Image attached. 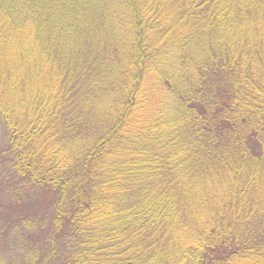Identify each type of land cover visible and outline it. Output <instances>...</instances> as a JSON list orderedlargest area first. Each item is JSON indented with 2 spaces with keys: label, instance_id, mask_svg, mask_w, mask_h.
Here are the masks:
<instances>
[{
  "label": "trees",
  "instance_id": "trees-1",
  "mask_svg": "<svg viewBox=\"0 0 264 264\" xmlns=\"http://www.w3.org/2000/svg\"><path fill=\"white\" fill-rule=\"evenodd\" d=\"M0 259L264 264V0H0Z\"/></svg>",
  "mask_w": 264,
  "mask_h": 264
},
{
  "label": "rangeland",
  "instance_id": "rangeland-1",
  "mask_svg": "<svg viewBox=\"0 0 264 264\" xmlns=\"http://www.w3.org/2000/svg\"><path fill=\"white\" fill-rule=\"evenodd\" d=\"M12 256H14V254H12ZM15 256H16V255H15ZM15 256H14V257H15ZM9 257H10V256H9ZM0 263L2 264L1 259H0Z\"/></svg>",
  "mask_w": 264,
  "mask_h": 264
}]
</instances>
